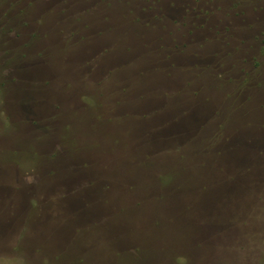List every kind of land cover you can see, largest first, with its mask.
<instances>
[{"label":"rangeland","instance_id":"obj_1","mask_svg":"<svg viewBox=\"0 0 264 264\" xmlns=\"http://www.w3.org/2000/svg\"><path fill=\"white\" fill-rule=\"evenodd\" d=\"M263 123L264 0H0V264H258Z\"/></svg>","mask_w":264,"mask_h":264},{"label":"trees","instance_id":"obj_2","mask_svg":"<svg viewBox=\"0 0 264 264\" xmlns=\"http://www.w3.org/2000/svg\"><path fill=\"white\" fill-rule=\"evenodd\" d=\"M251 99V96H249V97H247V101L248 100H250ZM245 103V101H242V102H240V106L241 105H243ZM250 125V124H249ZM249 125H247V126H249ZM262 127L264 128V123H263V125H262ZM222 128H224V124H220V125H218V129L215 131V133L213 134V136H212V140H217L218 139V137H220V136H222L221 135V133L222 132H219L220 131V129L222 130ZM198 135V134H197ZM196 139H198L197 138V136H194ZM199 139H201V138H199ZM195 140V139H194ZM224 142H227L226 144H228V143H230L231 142V140H230V136L228 137H226V138H224ZM191 141L192 140H190V143H191ZM183 147H178V149H182ZM206 154H208V153H210V152H212V154H214V155H216L217 157H216V162L218 163L219 162V159L220 158H222L224 155H225V153L228 151L227 149H226V147L224 148L222 145H220V146H213L212 148H208V149H204L203 150ZM254 152V161L255 162H251V163H248L247 165H245V166H242V168L244 167V168H247V170H249V171H251L252 169L254 170V168H259V167H255V166H257V164H256V162H258L259 161V157L263 154V152L262 151H260V150H257V151H253ZM257 152V153H256ZM240 154H241V152H240ZM263 156H264V154H263ZM262 157V156H261ZM242 158H243V156H242ZM263 158V157H262ZM260 166L262 167L263 166V163H261L260 164ZM167 175H168V173L167 174H165V175H163V177H161V179H163L164 181H168L169 179H170V177H167ZM259 201H263L264 202V192L262 193V195H260L259 196V199H258ZM260 210H261V213H263L264 212V204H262V206L260 207ZM258 217V216H257ZM259 218V217H258ZM264 232V231H263ZM262 233V231L260 230V231H256L255 233H254V235L255 236H260V234ZM258 264H264V252H263V256L259 259V262H258Z\"/></svg>","mask_w":264,"mask_h":264}]
</instances>
